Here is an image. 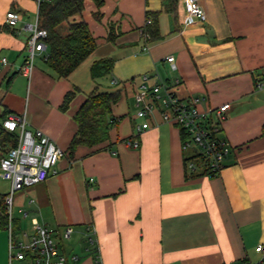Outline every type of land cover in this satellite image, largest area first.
<instances>
[{
    "label": "crops",
    "instance_id": "0c3cea01",
    "mask_svg": "<svg viewBox=\"0 0 264 264\" xmlns=\"http://www.w3.org/2000/svg\"><path fill=\"white\" fill-rule=\"evenodd\" d=\"M165 1L102 0L98 5L93 0V19L85 9L75 16L97 38L92 55L68 78H58L44 61L45 51L28 78L21 70L28 55L26 20L36 3L0 0V123L8 113L25 115L30 128L42 130L66 151L57 173L29 186L27 203L17 204L24 217L32 215L28 230H22L13 206L14 235L21 233L22 239L24 232L33 233V219L49 228L72 225L74 233H93L101 264L264 263V254L256 251L264 245V88H256L264 76V0H199L207 21L190 25L184 0L176 12L166 10ZM10 9L21 16L16 29L6 24ZM147 12L157 36L143 51ZM111 28L115 41L107 40ZM130 47L136 49L131 59L136 66L120 83L113 75L118 59L112 53ZM170 55L174 70L166 60ZM104 57L115 61L113 71L96 81L91 76V91L97 84L103 89L105 78L107 86H112L109 78L116 81L113 89L123 92L113 115L123 118L110 142L80 146L71 158L67 149L78 128L73 116L87 96L78 75L83 64L90 68ZM143 74L149 84L174 85L182 99L204 97L201 110L230 103L222 136L233 152L218 175L187 171L180 129L160 113L151 127L135 132V122L141 121L135 120V93ZM75 88L69 109L62 111L65 94ZM132 136L139 138L138 148L127 144ZM8 245L4 228L0 264H9ZM89 246L78 264H95Z\"/></svg>",
    "mask_w": 264,
    "mask_h": 264
},
{
    "label": "built area",
    "instance_id": "2783aa9c",
    "mask_svg": "<svg viewBox=\"0 0 264 264\" xmlns=\"http://www.w3.org/2000/svg\"><path fill=\"white\" fill-rule=\"evenodd\" d=\"M50 0H35L38 10L35 23H27L29 32L27 38L28 55L22 66V74L30 78L35 68L36 57L47 49L48 32L39 27L40 5ZM187 24L205 23L207 14L199 0H184ZM6 24L16 29L21 20L20 13L10 9L6 13ZM152 23L147 17L146 25ZM145 39L143 51L148 50L150 34L141 29ZM172 69H176L173 55L166 59ZM6 62V59H3ZM148 74L141 75L138 90L135 93L136 115L134 129L137 134L151 127L152 117L160 113L162 119L177 126L184 132L182 149L186 153V169L190 173L218 175L225 166L227 156L233 152V146L223 134V122L227 118L230 103H223L215 108L201 110L198 103L205 98H180L174 85L165 82L148 83ZM116 83V81H113ZM176 85L179 84L177 80ZM256 88H264V76L256 81ZM1 127L18 137V142L0 160V178L8 180L12 192L43 182L51 174L57 173L55 166L64 156V150L40 129H32L25 115L8 113L0 123ZM136 134V135H137ZM128 145L138 148L140 140L137 136L126 139ZM9 210L8 256L9 264H78L81 256L68 253L62 245L63 240L70 239L74 233L72 225L63 228H49L33 219V233H23V238L14 235L12 218V200H6ZM90 246L95 243L93 233L89 235ZM258 253L264 254V245L256 247ZM95 264H101L98 254H95ZM226 264V263H223ZM239 264H264L244 260Z\"/></svg>",
    "mask_w": 264,
    "mask_h": 264
},
{
    "label": "trees",
    "instance_id": "16d2710c",
    "mask_svg": "<svg viewBox=\"0 0 264 264\" xmlns=\"http://www.w3.org/2000/svg\"><path fill=\"white\" fill-rule=\"evenodd\" d=\"M96 1L98 5L102 4V0ZM178 3L179 0H166L164 8L170 12H176ZM84 9L85 0H50L40 5L39 27L48 32L46 38L47 53L44 54V61L58 78H68L97 48V38L93 35L89 24L83 19H75V16L81 15ZM152 16L151 12H147V17L152 18ZM143 29L150 34L149 41L157 36L153 18L152 23ZM3 30L4 26L0 25V32ZM116 37L114 29L111 28L107 40L115 41ZM114 64L115 61L111 57L94 61L90 67L92 78L96 81L98 78L110 75ZM10 81L11 78H9ZM77 91L78 88H75L65 94L60 105L62 111L69 109ZM122 92L123 88L104 90L100 89L97 84L87 94L73 116L78 128L67 149L71 158L74 157L80 146L93 148L110 142L111 131L118 126L123 118L113 115V108L120 101ZM180 134L182 141L184 132L180 130ZM17 142V135L6 131L0 125V160ZM65 153L66 151H64ZM187 160L185 155V166ZM6 197L7 195L0 194V230L7 228L9 222ZM93 245L89 246L88 250L95 255L97 249Z\"/></svg>",
    "mask_w": 264,
    "mask_h": 264
},
{
    "label": "rangeland",
    "instance_id": "374dc122",
    "mask_svg": "<svg viewBox=\"0 0 264 264\" xmlns=\"http://www.w3.org/2000/svg\"><path fill=\"white\" fill-rule=\"evenodd\" d=\"M33 1H35V0H33ZM92 1L93 0H85V12L84 13L86 14V17H89L90 19L91 18L93 19V12L95 11V8L92 4ZM155 1L157 2L160 0H149V2H152V4ZM34 3H36V2H34ZM37 10H38L37 4H35V10L31 9V8L29 9V11H30L29 12V18L26 20V23H35L36 18H37ZM99 31H101L100 28L98 29L97 32H99ZM135 52H136V49L135 48L133 49L132 47H130V48H127L124 50H119L118 48H115L113 53H112V56H114L115 58L118 59V62L116 64V66H117L116 69L118 70V72L116 73L114 70L113 75L117 76L119 78L118 80L120 81V83H121V81L125 80L122 76L124 74L127 75L131 70L134 69V66H136L131 61V59L134 58ZM85 65H86V63L83 64V74L81 73L78 76H80V79L83 80V94H88L91 91L93 81H92L91 74H90V68H89V66H86V68H84ZM108 80L111 81L112 86L106 85V83H107L106 78H105V80L101 81L104 90L113 89L115 87V85L113 86V84H115V83H113L112 79L109 78ZM110 81H109V83H110ZM36 185H38V183ZM30 188L31 187H27L25 189H22V190L20 189V190H16V191L12 192L11 187H10V182L8 180H4V179L0 178V193L7 195L6 200L9 198L12 200L11 207L13 209V206H14V211H13L14 216L16 218L18 217L21 220L22 230H28V228L31 224L32 215L30 213V215L28 217H24L23 213H19L17 204L19 202L20 203L21 202L27 203V200H28L27 192L30 190ZM22 194H25V195L22 196ZM53 228H57V227L55 226ZM20 237H21V233H18L17 238H20ZM88 237H89L88 234L87 235L85 234L83 236L82 231L80 233H74L70 239L63 240L61 246L64 247L66 252H68V253L76 252L77 254L81 255L82 259H83V254L87 253L86 243L88 245V242H89Z\"/></svg>",
    "mask_w": 264,
    "mask_h": 264
}]
</instances>
